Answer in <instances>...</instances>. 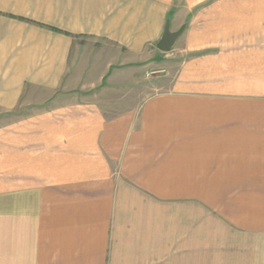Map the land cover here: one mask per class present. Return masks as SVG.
<instances>
[{
    "label": "crops",
    "instance_id": "obj_1",
    "mask_svg": "<svg viewBox=\"0 0 264 264\" xmlns=\"http://www.w3.org/2000/svg\"><path fill=\"white\" fill-rule=\"evenodd\" d=\"M31 90L55 102L21 108ZM15 111L0 264H264V0H0Z\"/></svg>",
    "mask_w": 264,
    "mask_h": 264
},
{
    "label": "rangeland",
    "instance_id": "obj_2",
    "mask_svg": "<svg viewBox=\"0 0 264 264\" xmlns=\"http://www.w3.org/2000/svg\"><path fill=\"white\" fill-rule=\"evenodd\" d=\"M98 87L92 89L91 91L96 92V93L99 92V88ZM110 91H112V90H110ZM119 91L122 92L123 89L122 90L120 89ZM50 95L51 94L49 92H43L41 90H37V91H32L31 90V92H29V95H28V93L24 94L25 98L22 100V103H21V106L20 107L21 108H23V107H32V103L34 104V103H37V102H39V104H38L39 106H43V105H44V107L49 106L50 104H52V103L55 102L54 101V98L50 97ZM29 96L32 97V100L29 99ZM45 98H49L50 100L41 102V100H43ZM28 103H31V106H28L27 105ZM30 109L31 108H29L28 110H30ZM18 112L19 111H15V113L14 112H1L0 113V123H4L6 121V119L9 118V116H12L13 114H17ZM226 236H232L231 238L234 241H236V242H237V240H239V237H240L239 234H236V233L234 235L224 234V231L221 230L218 227L217 224L215 225L214 223H212L210 221H205L204 222V243L205 242H208L212 238L218 239V238L226 237ZM208 238H210V239H208ZM249 242H250V245H249L250 246V249L248 251V254H249V256L251 258L252 257L256 258L253 254L256 255L257 254V251H259L258 249H256V248L259 247V244H257L256 238L251 237V236L249 237ZM235 246H237V245L235 244L234 247L233 246H230L229 247L231 249L230 250L231 251L230 254L237 255L238 253L244 251V247L243 248L241 247V249H238ZM211 247H214V246H210V244H207V245L204 244V261H203V264H233V262H232V256L233 255L231 256V261H228V259H226V257H224L225 260H222V261H219V260H215V261L214 260H211L210 259L211 258V253H210V248ZM254 247H255V249H254ZM233 248L235 249L234 251H232ZM237 263H238V261L235 260V264H237Z\"/></svg>",
    "mask_w": 264,
    "mask_h": 264
},
{
    "label": "water",
    "instance_id": "obj_3",
    "mask_svg": "<svg viewBox=\"0 0 264 264\" xmlns=\"http://www.w3.org/2000/svg\"><path fill=\"white\" fill-rule=\"evenodd\" d=\"M184 27L185 26L183 25L179 29L172 31L170 30L169 21L167 20L163 33L158 42L156 43V47L163 52L170 51L177 38L183 32Z\"/></svg>",
    "mask_w": 264,
    "mask_h": 264
}]
</instances>
